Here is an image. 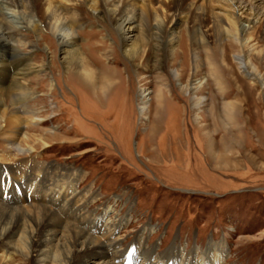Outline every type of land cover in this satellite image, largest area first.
<instances>
[{
    "label": "rangeland",
    "instance_id": "obj_1",
    "mask_svg": "<svg viewBox=\"0 0 264 264\" xmlns=\"http://www.w3.org/2000/svg\"><path fill=\"white\" fill-rule=\"evenodd\" d=\"M198 5L206 11L202 31L208 45H200L181 28L177 48L169 59H164L161 47H154L150 19L142 21L147 39L136 57L130 58L124 53L119 31L105 12L94 16L83 10V24L75 29L83 68L93 72L94 81L103 76L113 80L101 92L94 82L82 84L76 78L78 62L74 59L70 65V60H64L69 54L63 55L56 40L51 43L46 28L40 33L42 38L21 31V49L31 55L35 66H44L41 73L26 77L34 94L26 104L38 111L39 120L32 119L24 128L35 146L34 152L26 156L16 157L7 151L8 141L0 126V202L21 205L15 199L22 198L28 187L43 177L36 176L39 165L64 168L79 175L74 194H88L85 201L94 199L86 204L92 218H98L106 209L105 219L116 225L109 237L121 250L138 248L141 243L152 250L159 264H171L177 259L186 264L192 257L199 260L213 243L225 247L216 264H264V90L251 86L250 78L238 71L233 59L238 47L231 39L217 42L208 12L228 11V7L202 1ZM235 13L244 17L237 10ZM35 19L42 21L39 14ZM256 37L257 49L251 59L264 77V31ZM47 45L50 50L46 52ZM181 47H186V56L180 53ZM193 53L201 59L195 77L191 76L195 73ZM157 59L165 62L156 65ZM208 59H212L214 67L208 65ZM184 66V78L179 81L173 73ZM219 77L224 81L221 86L216 83ZM243 89L246 93L239 94ZM195 91L206 100L199 113L187 99ZM117 95L122 96L108 116L106 108ZM158 96L165 103L156 108ZM140 100H147L144 115L139 114ZM212 100L216 105L238 101L239 114L226 126L218 116L212 133L217 146L215 157L208 155L210 139L205 138L207 130L203 129L211 122L208 117L201 119L203 114L207 116ZM170 106L178 114L172 115L178 120L174 121L177 129L159 143L164 111ZM125 109L130 115L129 124L119 130ZM226 127L233 128L228 135ZM156 128L159 131L154 138ZM40 137L46 147L36 141ZM222 138L229 142L227 149L218 144ZM170 139L174 141L172 147ZM17 165L25 166L26 180L15 172ZM124 219L126 222L120 223ZM93 235L100 239L101 233ZM18 246V252L0 247V264H34L27 239ZM171 248L178 251L168 252ZM129 250L127 258L124 256L117 264H142V259L132 258Z\"/></svg>",
    "mask_w": 264,
    "mask_h": 264
},
{
    "label": "bare ground",
    "instance_id": "obj_2",
    "mask_svg": "<svg viewBox=\"0 0 264 264\" xmlns=\"http://www.w3.org/2000/svg\"><path fill=\"white\" fill-rule=\"evenodd\" d=\"M199 1L205 4L223 3L228 7V11L210 9L208 12L213 22L214 33L218 38L217 42L220 43L222 39H231L232 43L238 47V52L233 58L238 71L250 78L251 86H259L264 90V77L259 67L254 65L251 59L254 50L257 49L256 36L259 31H264V0H0V126L1 134L8 141L7 151L16 157L31 155L35 150L34 141H30V135L24 131V128L30 125L32 119L39 120L36 117L38 111L29 109L26 104L34 97L28 87L26 77L41 73L44 66H35L31 55L24 53L21 49L23 46L19 39L21 31L34 33L36 37L42 38L40 33L46 28L52 37L51 43L55 44L56 40L63 55L69 54L68 59L66 57L64 60H70V65L74 59L78 62L79 72L76 74V78L82 84L94 82L95 85H99V87L97 86L98 91L101 92L102 89L112 85L113 80L103 76L98 81H94L93 72L83 68L84 58L77 48L75 32L76 27L83 24V10L90 11L94 16L105 12L112 21L111 24L116 26L119 31L124 53L130 58L136 57L137 52L141 50L143 41L147 39L142 21L150 19V35L156 40L154 47L156 49L161 47L165 54L164 59H169L177 48L181 28L187 32L191 39L198 40L196 42L200 45H208L207 37L202 31L203 16L206 11L198 5ZM236 10L241 12L244 17L238 16L237 12L235 13ZM38 14L42 19L40 23L35 19ZM188 25L191 26L188 27ZM183 33L181 39H184ZM160 34L163 36L160 37ZM44 50L49 51V46L47 45ZM181 50L180 53L186 56V47L185 49L181 47ZM225 57L226 50L223 59ZM164 59H157L155 64L161 65L165 62ZM184 61L186 60L184 59ZM208 61V65L215 66L212 59H208ZM191 64L194 65L193 71L195 72L191 76L195 77L201 66V59L195 53L191 57ZM184 71L185 66L180 72L173 73V77L181 81L184 78ZM223 82L220 77L216 79L218 86H221ZM231 82L232 80H230ZM50 87L53 88L52 83ZM237 88L239 91L242 89L240 86ZM197 91L189 92L190 96L188 95L187 99L193 110L195 109L196 113H199L206 100L199 98ZM185 93L187 94L188 91L186 90ZM240 93L245 94L246 92L243 89ZM120 96L122 95L113 98L111 104L106 108L108 116L112 114L113 106L116 107V100ZM247 96L251 98L249 92ZM139 99H143V97L140 96ZM146 101L140 102L138 108L140 115L146 113ZM163 102L165 103V100L161 101L158 96L154 106L158 108ZM237 102H222V104L216 105L212 100L207 116L206 114L201 116L202 120L208 117L211 122L208 126L203 127L207 130L204 134L205 138L209 137L210 139L208 155L215 157L217 146L212 133L216 131L218 116L224 120L222 121L224 126L226 123L232 122L231 119L239 115L236 110ZM175 111L176 109L171 106L165 108L164 127L158 136L160 137L159 143H163L164 137L171 135L173 130L176 131L177 123L175 124L176 120L172 119V115L177 114ZM129 118L130 115L125 109L118 126L119 130L124 128L125 123L129 124ZM232 130L233 128L226 127L225 131L228 135ZM158 131L157 128L154 130L152 135L154 138ZM166 139L168 138L166 137ZM222 140L224 139H220L218 144L227 149L228 140L226 139V142ZM36 141L46 147L47 143L43 138L40 137ZM151 142L153 144V141ZM173 142V139H170V147ZM163 145L160 144L161 148L165 147ZM38 168L40 170H37L39 174L36 176L39 177L41 174L42 179L34 181L22 198L15 199L16 201L20 200L22 206L18 204L12 206L13 204L0 202V247H4L6 251L18 252L17 247H20L18 244L21 245L22 241L27 239L34 264H55L59 258H61L60 263L62 264H117L119 259L124 256L127 258L126 252L129 249L121 250L117 242L109 237L116 230V225L105 219L106 209L98 218H92L86 210V204L94 199L89 197V200L85 201L88 194H83L81 197L74 194L73 187L78 181V173L58 167L45 168L43 165H39ZM32 169L33 167L30 170ZM15 172L20 173L21 180H26L25 166L17 165ZM21 180L18 182L20 183ZM38 181H40L39 184H37ZM3 185L7 189L6 181ZM124 220L120 223H125L126 219ZM94 232L101 233L100 239L94 237ZM138 246V248L137 246L130 248L132 258H141L142 264H159L157 258L152 256L151 249H145L141 243ZM208 247L209 249L199 260L196 261L192 257L185 263L216 264L217 258L223 254L225 247L213 243ZM176 250V248H171L168 252ZM178 261L177 259L171 264H180ZM164 264L166 263L164 262Z\"/></svg>",
    "mask_w": 264,
    "mask_h": 264
}]
</instances>
